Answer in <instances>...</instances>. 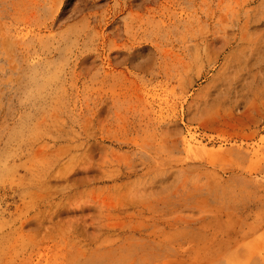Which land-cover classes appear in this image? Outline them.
Returning <instances> with one entry per match:
<instances>
[{
    "label": "rangeland",
    "instance_id": "374dc122",
    "mask_svg": "<svg viewBox=\"0 0 264 264\" xmlns=\"http://www.w3.org/2000/svg\"><path fill=\"white\" fill-rule=\"evenodd\" d=\"M0 264H264V0H0Z\"/></svg>",
    "mask_w": 264,
    "mask_h": 264
},
{
    "label": "bare ground",
    "instance_id": "6f19581e",
    "mask_svg": "<svg viewBox=\"0 0 264 264\" xmlns=\"http://www.w3.org/2000/svg\"><path fill=\"white\" fill-rule=\"evenodd\" d=\"M235 68V67H234Z\"/></svg>",
    "mask_w": 264,
    "mask_h": 264
}]
</instances>
